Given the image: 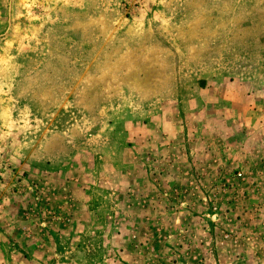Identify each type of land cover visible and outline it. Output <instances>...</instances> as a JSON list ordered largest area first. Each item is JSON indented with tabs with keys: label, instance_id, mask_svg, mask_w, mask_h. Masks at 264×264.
Here are the masks:
<instances>
[{
	"label": "rangeland",
	"instance_id": "1",
	"mask_svg": "<svg viewBox=\"0 0 264 264\" xmlns=\"http://www.w3.org/2000/svg\"><path fill=\"white\" fill-rule=\"evenodd\" d=\"M0 264H264V0H0Z\"/></svg>",
	"mask_w": 264,
	"mask_h": 264
}]
</instances>
